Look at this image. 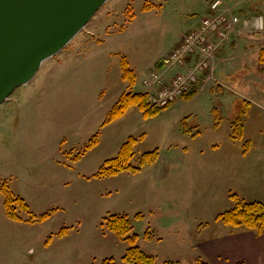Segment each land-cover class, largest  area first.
<instances>
[{
  "label": "rangeland",
  "instance_id": "374dc122",
  "mask_svg": "<svg viewBox=\"0 0 264 264\" xmlns=\"http://www.w3.org/2000/svg\"><path fill=\"white\" fill-rule=\"evenodd\" d=\"M215 1L229 31L212 38L209 59L198 54L183 65L166 63ZM261 51L264 0H108L64 51L0 105V264L110 258L131 264L123 257L132 235L133 246L155 264H248L264 231L216 218L234 207L232 194L242 203L264 201L243 199L232 188L225 194L210 164L264 144ZM74 52L80 56L68 57ZM204 62L206 69L196 68ZM190 74L196 80L187 82L186 93L165 106L151 102ZM125 92L144 94L157 115L146 119L134 105L106 122ZM129 138L136 143L125 165L140 170L95 177ZM7 195L22 200L11 204L19 220L6 213ZM45 212L51 215L41 220ZM112 215L126 216L129 234L106 226L103 219Z\"/></svg>",
  "mask_w": 264,
  "mask_h": 264
},
{
  "label": "water",
  "instance_id": "95a60500",
  "mask_svg": "<svg viewBox=\"0 0 264 264\" xmlns=\"http://www.w3.org/2000/svg\"><path fill=\"white\" fill-rule=\"evenodd\" d=\"M108 0H0V105Z\"/></svg>",
  "mask_w": 264,
  "mask_h": 264
},
{
  "label": "trees",
  "instance_id": "16d2710c",
  "mask_svg": "<svg viewBox=\"0 0 264 264\" xmlns=\"http://www.w3.org/2000/svg\"><path fill=\"white\" fill-rule=\"evenodd\" d=\"M259 63L264 67V51H261L259 54ZM122 69H123V77L129 78V85L133 83V77L131 78L132 72L128 68L127 61L122 60ZM190 98L192 95H187ZM137 106L144 118H152L157 115L158 110H154L152 108H148L146 105V97L144 94L140 93H132L125 92L123 93L117 103L112 107L106 122L113 121L119 117H121L131 106ZM105 122V123H106ZM95 141L91 142L90 146H93ZM136 140L133 138H129L120 148L119 153L115 158H111L106 160L104 165L99 168L98 172L95 174V177L102 178L106 176H113L118 174L121 171H131L132 173H137L140 170V167H132L126 166L125 164L129 161V154L131 149L135 145ZM156 152L146 153L142 156V160L140 164H144L146 159ZM232 201H234V207L228 211L220 213L217 216V220L222 221L226 225L230 226H239L244 225L247 228L254 230L256 232L264 231V205L259 202H245L242 203L239 198L235 194L231 195ZM14 202H19L22 205V200L12 199L10 196H6L5 199V210L6 213L10 216V218L19 220V218L11 212V204ZM53 213V211H52ZM51 215V212H45L41 215V220L48 219ZM105 221L106 226L113 232H116L120 236H125L130 232V225L127 221L126 216L123 215H112L110 217H106L103 219ZM136 240V236L132 235L128 237V242L130 244V248L126 251L123 260L126 263L131 264H155L154 258L152 256L146 255L143 253L138 247L133 246V242ZM102 264H114L113 260L106 259L102 262ZM163 264H177L171 261L164 262ZM198 264H205L203 262Z\"/></svg>",
  "mask_w": 264,
  "mask_h": 264
},
{
  "label": "crops",
  "instance_id": "0c3cea01",
  "mask_svg": "<svg viewBox=\"0 0 264 264\" xmlns=\"http://www.w3.org/2000/svg\"><path fill=\"white\" fill-rule=\"evenodd\" d=\"M88 43L90 44L89 41ZM80 44H83L82 46L84 48V45L87 44L86 40H81ZM67 55L68 57L72 56V58H78L80 56L79 52H74L73 55ZM60 65L63 67L66 66V64ZM262 124L264 126L263 120ZM257 153L259 154L254 158L255 163L250 162L248 158ZM236 156L237 159L234 157V159H224L216 164H210L212 167L219 169L215 174L219 177V181L222 182V186L225 185L227 187L224 189L225 194H228V191L232 188L243 199L264 201V144L256 145L249 154H241L238 152ZM257 238V240L255 238V243L253 244L256 254L251 256L252 258L249 259L248 264H264V255H262V251L264 254V235Z\"/></svg>",
  "mask_w": 264,
  "mask_h": 264
},
{
  "label": "built area",
  "instance_id": "2783aa9c",
  "mask_svg": "<svg viewBox=\"0 0 264 264\" xmlns=\"http://www.w3.org/2000/svg\"><path fill=\"white\" fill-rule=\"evenodd\" d=\"M217 6L218 1H215L211 5L210 15L201 20V24H199L196 30L183 37V44L180 47L181 51L178 52L176 56L171 54L167 61H165L166 63L173 61L176 62V64L183 65L184 62L188 61L190 56H196L198 54L209 59V54L213 53L216 49V45H213L212 38L215 37V34L219 37L223 34L226 36V33L229 31V26L226 24L227 21L223 19L222 14L215 12ZM236 20L237 19L234 18L232 21L236 22ZM193 66L195 65L193 64ZM206 67H208V62H204L202 66H196V68L200 70H204ZM183 80L181 76H178L176 82H174L173 88L162 91L156 96L152 95V97H150L151 102L158 106H165V104L171 102L175 97H179L186 93L188 91L187 82H195L196 78L193 74H190L186 82Z\"/></svg>",
  "mask_w": 264,
  "mask_h": 264
}]
</instances>
